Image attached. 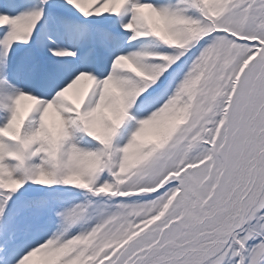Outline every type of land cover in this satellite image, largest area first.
Returning <instances> with one entry per match:
<instances>
[{
	"label": "snow or ice",
	"instance_id": "obj_1",
	"mask_svg": "<svg viewBox=\"0 0 264 264\" xmlns=\"http://www.w3.org/2000/svg\"><path fill=\"white\" fill-rule=\"evenodd\" d=\"M0 264H264V0H0Z\"/></svg>",
	"mask_w": 264,
	"mask_h": 264
}]
</instances>
